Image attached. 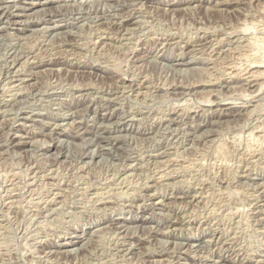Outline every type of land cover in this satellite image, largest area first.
<instances>
[{"label": "rangeland", "instance_id": "rangeland-1", "mask_svg": "<svg viewBox=\"0 0 264 264\" xmlns=\"http://www.w3.org/2000/svg\"><path fill=\"white\" fill-rule=\"evenodd\" d=\"M263 78L264 0H0V264H264Z\"/></svg>", "mask_w": 264, "mask_h": 264}, {"label": "bare ground", "instance_id": "bare-ground-1", "mask_svg": "<svg viewBox=\"0 0 264 264\" xmlns=\"http://www.w3.org/2000/svg\"><path fill=\"white\" fill-rule=\"evenodd\" d=\"M56 1V0H55ZM82 1V0H81ZM89 1V0H88ZM97 1V0H96ZM20 2V1H19ZM44 2V1H43ZM46 2V1H45ZM92 2V1H91ZM86 3V2H85ZM93 3V2H92ZM178 3V2H177ZM29 4V3H28ZM35 4V3H34ZM172 4V3H171ZM33 5V4H32ZM2 7V6H1ZM19 7V6H18ZM91 7V6H90ZM18 9V8H17ZM23 9H24V7H23ZM49 9H50V7H49ZM36 11V10H35ZM38 11V10H37ZM51 11V10H50ZM59 12V11H58ZM3 13V12H2ZM35 13V12H34ZM46 13V12H45ZM79 13V12H78ZM7 14V13H6ZM64 14V13H63ZM71 14H73V13H71ZM117 14V13H116ZM24 15V14H23ZM61 15V14H60ZM30 16H31V14H30ZM29 16V17H30ZM67 16V15H66ZM96 16H97V14H96ZM74 17V16H73ZM78 17V16H77ZM76 17V18H77ZM115 17V16H114ZM123 17V16H122ZM75 18V17H74ZM129 18V17H128ZM47 19V18H46ZM135 19V18H134ZM29 20V19H28ZM61 20V19H60ZM63 20V19H62ZM80 20H82V19H80ZM115 20V19H114ZM33 21V20H32ZM110 21V20H109ZM119 21V20H118ZM109 23V22H108ZM18 24V23H17ZM58 24V23H57ZM41 25V24H40ZM4 26H6V25H4ZM109 26V25H108ZM7 27V26H6ZM48 27V26H47ZM55 27V26H54ZM57 27V26H56ZM59 27V26H58ZM2 28V27H1ZM42 29H43V27H41ZM108 28V27H107ZM16 29V28H15ZM31 29V28H30ZM110 29V28H109ZM45 30V29H44ZM48 30V29H47ZM112 30V29H111ZM33 31V30H32ZM37 31H39V30H37ZM24 36V35H23ZM22 36V37H23ZM27 36V35H26ZM111 37V36H110ZM219 41H221V40H219ZM193 42V41H192ZM188 43V42H187ZM205 46V45H204ZM220 46V45H219ZM152 50V49H151ZM187 54V53H186ZM182 56V55H181ZM16 57V56H15ZM147 57V56H146ZM182 57H184V56H182ZM143 58V57H142ZM17 59V58H16ZM49 59V58H48ZM138 59V58H137ZM193 59V58H192ZM194 60V59H193ZM16 61V60H15ZM12 62V61H11ZM59 62V61H58ZM181 63V62H180ZM55 64V63H54ZM182 64V63H181ZM227 65V64H226ZM232 65V64H231ZM234 65V64H233ZM173 66V65H172ZM175 66V65H174ZM250 66V65H249ZM253 66H255V65H253ZM261 66V65H260ZM227 67V66H226ZM237 67V66H236ZM251 67V66H250ZM181 68V67H180ZM228 68V67H227ZM234 70V69H233ZM263 70V69H262ZM238 71V70H237ZM236 71V72H237ZM252 71V70H251ZM260 71V70H259ZM254 72V71H253ZM227 73V72H226ZM242 73V72H241ZM247 73V72H246ZM251 73V72H250ZM233 76V75H232ZM249 76V75H248ZM260 76V75H259ZM255 77V76H254ZM11 79V78H10ZM251 79H253V78H251ZM257 79V78H256ZM264 79V78H263ZM228 81V80H227ZM257 82V81H256ZM245 83H246V81H245ZM261 83V82H260ZM264 84V83H263ZM263 84H261V87H262V85ZM260 87V86H259ZM260 87V88H261ZM24 89V88H23ZM178 89V88H177ZM21 91H22V89H20ZM260 90V89H259ZM259 90H258V93H260L259 92ZM256 93V92H255ZM257 93V94H258ZM16 94V93H15ZM19 94V93H18ZM250 96V95H249ZM247 98V97H246ZM249 100H251V99H249ZM236 104V103H235ZM8 105V104H7ZM7 108V107H6ZM96 111V110H95ZM107 111V110H106ZM219 113V112H218ZM223 114V113H222ZM31 115V114H30ZM35 115V114H34ZM182 116V115H181ZM184 116V115H183ZM94 117V116H93ZM213 117V116H212ZM179 120V119H178ZM39 121V120H38ZM170 121V120H169ZM175 121V120H174ZM21 122V121H20ZM75 122V121H74ZM183 122V121H182ZM105 123H106V121H105ZM118 123V122H117ZM170 123V122H169ZM206 123V122H205ZM211 123V122H210ZM163 124V123H162ZM177 124V123H176ZM51 125V124H50ZM72 125V124H71ZM64 126V125H63ZM79 127V126H78ZM159 127V126H158ZM64 129V128H63ZM156 129V128H155ZM159 129V128H158ZM166 129V128H165ZM80 130V129H79ZM83 130V129H82ZM101 130V129H100ZM151 130V129H150ZM90 131V130H89ZM175 131V130H174ZM54 132V131H53ZM39 133V132H38ZM67 133V132H66ZM79 133V132H78ZM119 133H120V131H119ZM147 133V132H146ZM58 134V133H57ZM77 134V133H76ZM122 134V133H121ZM175 134V133H174ZM178 134V133H177ZM26 136V135H25ZM96 136V135H95ZM110 136H111V134H110ZM80 138V137H79ZM116 139V138H115ZM58 141V140H57ZM31 144V143H30ZM95 144V143H94ZM100 149V148H99ZM92 150V149H91ZM92 154H93V151L91 152ZM97 153V152H96ZM91 154V155H92ZM87 155V154H86ZM90 156V155H89ZM187 195V194H186ZM188 197V196H187ZM193 197V196H192ZM196 197V196H195ZM261 197V196H260ZM258 220V219H257ZM264 220V219H263ZM110 223V222H109ZM123 225V224H122ZM139 225V224H138ZM127 228V227H126ZM169 235V234H168ZM73 239V238H72ZM216 242V241H215ZM83 243V242H82ZM190 244V243H189ZM192 244V243H191ZM193 245V244H192ZM198 246V245H197ZM187 247V246H186ZM201 247V246H200ZM74 249V248H73ZM68 251V250H67ZM71 252V251H70ZM157 253V252H156ZM55 254V253H54ZM66 254V253H65Z\"/></svg>", "mask_w": 264, "mask_h": 264}]
</instances>
